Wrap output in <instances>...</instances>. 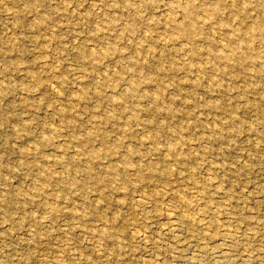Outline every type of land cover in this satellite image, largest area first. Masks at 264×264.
I'll use <instances>...</instances> for the list:
<instances>
[{"label": "rangeland", "instance_id": "rangeland-1", "mask_svg": "<svg viewBox=\"0 0 264 264\" xmlns=\"http://www.w3.org/2000/svg\"><path fill=\"white\" fill-rule=\"evenodd\" d=\"M0 264H264V0H0Z\"/></svg>", "mask_w": 264, "mask_h": 264}, {"label": "bare ground", "instance_id": "bare-ground-1", "mask_svg": "<svg viewBox=\"0 0 264 264\" xmlns=\"http://www.w3.org/2000/svg\"><path fill=\"white\" fill-rule=\"evenodd\" d=\"M67 13V12H66ZM42 121V120H41ZM37 148V147H36ZM185 189V188H184ZM137 227V226H136Z\"/></svg>", "mask_w": 264, "mask_h": 264}]
</instances>
